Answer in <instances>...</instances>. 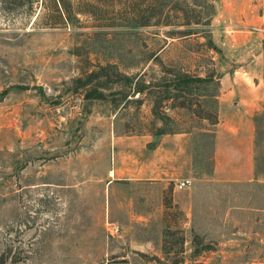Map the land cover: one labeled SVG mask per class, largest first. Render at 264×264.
I'll return each instance as SVG.
<instances>
[{"label": "rangeland", "instance_id": "1", "mask_svg": "<svg viewBox=\"0 0 264 264\" xmlns=\"http://www.w3.org/2000/svg\"><path fill=\"white\" fill-rule=\"evenodd\" d=\"M159 1L169 25L92 10L42 28L41 0H0V264H264V0ZM97 66L104 98L85 100L73 82ZM240 115L250 182L213 171Z\"/></svg>", "mask_w": 264, "mask_h": 264}, {"label": "trees", "instance_id": "2", "mask_svg": "<svg viewBox=\"0 0 264 264\" xmlns=\"http://www.w3.org/2000/svg\"><path fill=\"white\" fill-rule=\"evenodd\" d=\"M82 1V0H79ZM110 5H105V8L103 7V4L100 2V0H87L86 6L90 11H86L83 8L77 7V5H73L71 3V0H41V6L43 11H45L47 14H44L45 17H47V21L44 23H41L40 26L42 28H57L63 25H67L71 18V16L76 15H93V11H103L109 10L113 15L118 14L119 16L123 15L122 20H133L134 23H136L137 26H149V25H156L159 23H163L165 25H169L167 21H162V17L165 16V11L161 6H155V2H160L159 0H146L142 4L139 2L138 4L135 3L133 0H118L120 3L117 2V0H110ZM118 7V9H116ZM104 8V9H100ZM176 8V7H174ZM179 9V8H178ZM93 10V11H92ZM182 10V9H180ZM121 20V19H119ZM35 21V20H34ZM34 21L32 24H34ZM37 21L35 22V24ZM197 23V21H195ZM187 24V23H186ZM99 27H110L111 24L107 25H98ZM109 66H97L94 69L87 70L86 72L82 73L79 77H77L73 83L79 84L80 88L83 89V99L90 100V99H102L104 98L103 90L104 85H98L100 80H103L107 78V69ZM191 80L195 81H201V78L195 77L190 78ZM180 82L187 83L188 78L187 77H181L179 79ZM111 82V87L117 86L118 84H121L123 86H127L128 89L132 92V94H143L145 92L146 87H143L139 85V83H132V80L127 76H121L119 77V74L116 72V79ZM132 83V84H131ZM109 89H111L109 87ZM124 98V97H123ZM152 108L155 107L156 102H152ZM185 108L188 109L189 107L185 105V103L181 102L178 103V105H172V108ZM199 118L206 119L209 115H196ZM211 116V115H210ZM209 116V117H210ZM211 124H216V117H211ZM154 136L157 135H163L165 134L164 131H155L152 133ZM1 262L4 261V258L2 254L0 255Z\"/></svg>", "mask_w": 264, "mask_h": 264}, {"label": "crops", "instance_id": "3", "mask_svg": "<svg viewBox=\"0 0 264 264\" xmlns=\"http://www.w3.org/2000/svg\"><path fill=\"white\" fill-rule=\"evenodd\" d=\"M261 100H264L262 98ZM241 120L244 121L242 126L236 125L230 126L224 122L222 126L226 129L218 133L216 137L218 140V145L221 148L217 149V145L215 142V149L213 160L215 165L218 163L217 166H214V170H223L227 175L236 178L235 180L231 181H252L255 179L254 176V152H253V129H252V120L248 117V115H240ZM253 117L252 115H250ZM237 115H231V120L236 119ZM218 121H222V119L218 118ZM225 121V120H223ZM236 120H232L235 123ZM184 135V134H180ZM167 151V150H166ZM168 154V151L165 152ZM167 154H164L163 157L166 160H169ZM241 162L238 166L233 165V163ZM162 196L161 193L158 195V199L161 200ZM182 199L180 194L174 191V188L171 190V203L178 205L179 209L185 211V216H188L187 209L182 206ZM162 206V205H161Z\"/></svg>", "mask_w": 264, "mask_h": 264}, {"label": "built area", "instance_id": "4", "mask_svg": "<svg viewBox=\"0 0 264 264\" xmlns=\"http://www.w3.org/2000/svg\"><path fill=\"white\" fill-rule=\"evenodd\" d=\"M187 185H188V180L184 179V180H180V181L176 182L174 184V188H176V189H182V188L186 187ZM107 231H108L109 234H112L114 232H117L118 231V228L113 223H109L108 224Z\"/></svg>", "mask_w": 264, "mask_h": 264}]
</instances>
